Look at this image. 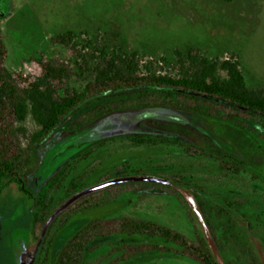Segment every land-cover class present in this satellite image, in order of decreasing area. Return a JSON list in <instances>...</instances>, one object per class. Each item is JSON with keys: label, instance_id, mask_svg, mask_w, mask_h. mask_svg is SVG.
Here are the masks:
<instances>
[{"label": "rangeland", "instance_id": "obj_1", "mask_svg": "<svg viewBox=\"0 0 264 264\" xmlns=\"http://www.w3.org/2000/svg\"><path fill=\"white\" fill-rule=\"evenodd\" d=\"M0 16L9 71L19 70L27 57L57 59L68 64L67 85L77 92L92 78L93 67L114 50L135 51L143 70L173 77L193 70L189 52L217 60L234 56L247 86L264 89V0H0ZM66 30L78 33L79 56L49 42L51 36ZM134 97L112 93L93 97L32 148L21 173L23 188L12 182L0 195V264H56L77 230L93 219L117 215L151 220L191 239L202 237L218 264H264V153L258 148H264V128L247 119L241 109L221 103L194 99L204 104L206 114L185 108L158 109L157 113L183 123V134L168 132L178 140L201 148H223L247 161L246 171L230 179L221 177L213 159L187 157L176 147L135 145L120 137L129 131H149L147 119L137 121L132 111L126 117L115 112L79 130L71 128L84 111L98 104ZM229 113L234 116L227 117ZM38 128L30 117L21 124L17 130L21 146ZM113 134L117 135L111 142L98 146L93 142ZM76 153L82 157L73 159ZM67 165V176L50 194L48 221L41 228L33 227L39 196ZM135 170L140 173L131 175ZM171 172L193 177L180 183L168 178ZM252 175H258L257 179L253 181ZM121 176L155 179L147 184H111L83 193L59 209L78 193L65 197L76 178L82 191ZM198 190L230 198L232 205L203 204ZM85 196L89 198L82 201ZM103 200L108 203L87 205ZM155 243L119 235L99 238L86 248L85 264H198L165 251L138 252Z\"/></svg>", "mask_w": 264, "mask_h": 264}, {"label": "trees", "instance_id": "obj_2", "mask_svg": "<svg viewBox=\"0 0 264 264\" xmlns=\"http://www.w3.org/2000/svg\"><path fill=\"white\" fill-rule=\"evenodd\" d=\"M1 20L0 16V195L12 182L16 183L19 189L23 188L24 182L21 173L29 162L32 148L46 138L60 120L79 110L91 98L106 93H112L119 97L132 94L136 97L116 101V104L104 102L84 111V114L74 121L71 127L73 130L93 124L108 114L118 113L126 117L132 111L133 117L137 121L147 119L149 125V131H129L119 135L129 139L133 144L164 145L165 148L176 147L187 157L213 159L224 179H230L232 175L235 176L243 170L246 171L247 161L223 148L196 147L178 140L170 133L169 135L168 132L173 131L183 134V123L175 118L157 113L161 108H185L193 113H202L203 110L205 112V108L202 107L204 104L199 102L200 105H198L194 102L195 99L202 100L204 103H221L234 109L239 108L247 115V119L257 122L264 128V89H251L247 86L239 63L234 56L217 60L207 57L199 58L189 52L188 59L193 70L173 77L148 69L143 70L138 53L135 51L129 53L114 50L105 58L104 62L93 67L92 78L81 91L77 92L67 85L71 71L68 64L57 59L45 60L41 57L31 56L20 62L19 70L9 71L5 67L7 47L1 30ZM81 33L86 32L82 31ZM77 38V32L66 30L51 36L49 42L52 45L63 46L79 56L80 54L76 50ZM219 70L224 72L223 76L217 74ZM185 99L188 100L187 103L183 102ZM153 111L157 113L155 116H143L146 112ZM210 113V115H215L214 112ZM231 116L233 117L234 114L229 113L227 117ZM28 117L39 128L28 136L27 143L23 147L20 144L17 130ZM163 128H168V131H163ZM117 134L98 138L93 142L96 146L106 144L111 142ZM258 148L260 152L264 153L263 147L258 146ZM81 157V154L76 153L73 159L77 160ZM69 167L70 165H67L62 168L39 196L32 214L33 227L40 226L41 228L48 221L50 194L65 179ZM139 173V170H135L131 175ZM189 177L193 176L190 173L186 175V173L171 172L168 178L185 183V178ZM257 177L252 175V180L254 181ZM139 182L153 183V181ZM82 188L76 178L70 183L68 190L66 189L65 197L79 192ZM173 191L178 192L177 190ZM198 191L201 193L198 200L203 204L217 201L219 207L221 205L231 207L230 205H232L230 198H217L203 190ZM88 198L85 196L82 201ZM105 200L90 202L87 205L99 206L108 203ZM246 201L245 199L244 202ZM238 203L244 205L243 202L238 201ZM258 203H260L259 198ZM77 208L79 209V206ZM224 212L227 213L225 210ZM63 213V211L60 212L58 216ZM263 213L261 210V214ZM204 218L208 223V216L204 214ZM111 235H119L127 240L145 238L158 243L152 244L149 248L138 250L140 253L165 251L189 258L198 264H218L202 237L191 239L169 226L123 215L102 217L87 222L68 240L61 250L56 264H85L84 255H86V248L89 244L96 239ZM248 264L255 263L249 261Z\"/></svg>", "mask_w": 264, "mask_h": 264}, {"label": "water", "instance_id": "obj_3", "mask_svg": "<svg viewBox=\"0 0 264 264\" xmlns=\"http://www.w3.org/2000/svg\"><path fill=\"white\" fill-rule=\"evenodd\" d=\"M154 177L151 176H121V177H115L103 182H100L98 184H95L93 186L87 187L84 190L78 192L77 194L73 195L72 197H70L66 202H64V204L59 208L62 209L65 206H67L69 203H71L73 200H75L79 195L83 194V193H87L111 184H116V183H122V182H129V181H152L154 180Z\"/></svg>", "mask_w": 264, "mask_h": 264}]
</instances>
